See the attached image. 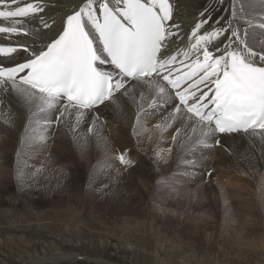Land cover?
I'll return each instance as SVG.
<instances>
[{
    "label": "snow or ice",
    "instance_id": "1",
    "mask_svg": "<svg viewBox=\"0 0 264 264\" xmlns=\"http://www.w3.org/2000/svg\"><path fill=\"white\" fill-rule=\"evenodd\" d=\"M70 3L75 7L65 12L57 29L44 19L47 13L40 0H0V34L8 39L33 37L31 43L16 46L0 41V91H13L25 101L31 111L30 126L42 121L47 127L72 116L79 125L86 112L101 105L118 108L122 99L141 88L140 100L145 101L147 93L148 108L161 100L177 101L168 122L156 126L161 131L187 119L195 124L193 132L200 131L196 143L205 146L206 138L215 133L259 130L264 136V41L257 50L249 43L247 29L229 20L227 27L202 33L208 23L205 17L191 30L190 44L173 51L181 27L173 21L174 0ZM259 8L264 13V0ZM238 11L240 19L264 34V15L256 25L255 18L245 13L243 5L237 10L233 0V19ZM33 21L42 29L26 27ZM213 41L218 42L210 49ZM104 65L113 70H105ZM143 110L141 103L138 124ZM31 140L26 134L25 143ZM118 159L126 167L132 163L124 154ZM17 180L25 182L20 169Z\"/></svg>",
    "mask_w": 264,
    "mask_h": 264
},
{
    "label": "rangeland",
    "instance_id": "2",
    "mask_svg": "<svg viewBox=\"0 0 264 264\" xmlns=\"http://www.w3.org/2000/svg\"><path fill=\"white\" fill-rule=\"evenodd\" d=\"M212 1L215 3L208 7L210 18L213 16L220 28L228 19L233 0ZM190 4L193 11L200 7L198 0H191ZM235 4L237 10L243 5L245 13L255 18L254 24L258 20L260 22L258 15L252 16L261 12L257 0H235ZM262 15L264 13L261 12ZM235 21L243 30L245 20L237 17ZM246 26L249 43L255 44L259 50V42L264 41L262 30L248 24ZM256 29L261 33L257 37L253 32L258 31ZM100 123L103 127H111L109 121ZM32 124L30 126L25 121L16 129L0 125L1 129L4 128L5 137L13 139L10 150L7 147L0 150V163L14 155L20 160L33 158L32 152L39 148L50 152L55 145L63 144L59 139L62 122L45 127L41 121L35 124L34 129ZM26 134L39 139L35 144H26ZM74 134L69 132V135ZM41 136L45 139L40 140ZM131 140L140 152L134 134ZM183 146L176 150L178 153L169 163L157 155L158 144L147 155L129 147L121 152L132 161L127 167L118 159L121 154L94 160L90 166L84 165L80 156L73 153L61 154L62 159H69L72 163L57 159L56 164L64 167L63 170L68 174L76 172L81 175L84 195L78 193L76 187L69 186L63 190L60 186L55 187L50 183L42 185L39 182L33 185L32 191L24 194L13 186L11 180L14 181V177L10 176L6 183L2 180L0 264H32L34 259L66 251H75L84 257L61 264H97L94 261L96 258L117 264H137L138 261L141 264H264V249L242 250L238 253L234 239L236 227L242 225L241 230L249 238L264 243V207L256 206L254 199V203L249 201V191L242 189L251 181V190L256 192L251 194V198L264 195V189L255 186L254 178L249 177L251 170L244 173L248 166H244L242 159H239V164L243 165L240 167L235 157L212 146L199 143ZM156 157L161 159L156 160ZM139 162H142V166L150 165L151 162L155 166L151 178L146 181L147 191L152 193L153 198L156 195L155 211L149 207V200L134 197L133 212L109 216L100 205L99 200L103 195L97 189V182H84L85 176L93 179L95 169H100V166L110 170L127 169V172ZM259 174L258 177H264V164ZM239 196L245 198L240 199ZM31 204L34 206L32 209L29 206ZM88 229L92 230L91 235Z\"/></svg>",
    "mask_w": 264,
    "mask_h": 264
},
{
    "label": "bare ground",
    "instance_id": "3",
    "mask_svg": "<svg viewBox=\"0 0 264 264\" xmlns=\"http://www.w3.org/2000/svg\"><path fill=\"white\" fill-rule=\"evenodd\" d=\"M198 1L200 2V7L197 11L195 10V12L191 9V0H174L175 12L173 21L174 23L179 24L181 27L179 30L180 38L176 40V43L174 45H172L173 51H175L177 48H185L187 44H190L192 39L191 30L199 21L205 19V17H208V23H206L201 29L202 33L204 29L211 30L219 27V24H217V20L213 19V16L211 17L212 19L210 18V12L208 10V7L215 2L212 0ZM26 2H33V0H22V3ZM78 2L79 0H76V3ZM257 2L258 4L260 3L259 0H257ZM40 3L44 6L45 13H47V15H44V13H41V15H44V19L57 29L59 28L61 17L64 16L65 12L70 11L71 8L75 7V3H70V0H40ZM201 13H203V15H201ZM254 15H258V19L261 20V12L252 14V16ZM229 20L232 21L234 26L240 28L235 19H233L231 10L226 22ZM53 21H55V24H53ZM226 22H224V24L221 25L220 28L227 27ZM259 23L260 22L258 20V23L256 24L258 25ZM246 24L247 23H245L244 25V29L247 28ZM26 27H28L29 29H42V24L33 21L28 23ZM256 30L258 31H253L255 37H257V35H261V33H259V29ZM44 31L49 30L45 29ZM32 40V36H13L11 39H8L5 34H0V41H3L6 45L11 46H16L19 43H31ZM217 42L218 41H213V43L209 45V48L211 49ZM4 63L7 64L9 63V61L7 59H4ZM103 67L108 71L113 70L110 65H104ZM141 92H143V89L135 90L133 96L125 97L124 99H122L118 108L105 107L101 105L94 111L86 112V114L81 118L79 125L76 124L75 116L63 118V120L60 121L62 122V130L59 133V139L63 142V146L55 145V147L50 152H46L39 148V150H37L36 152H32L33 158H24L23 160H20L17 159L15 155L9 158H5V160L0 163V174H2L0 175V182H2L3 180L6 183L11 178L10 176H12L14 177V181L11 180L13 186L17 187V189L19 191H22V193L24 194L32 191V188L35 187L33 185L36 182H39V184L41 183L42 185L50 183L55 187L60 186L63 190H66L69 186L76 187L77 192L81 195H84L85 190L81 175L77 174L76 172L68 174L63 170L64 167H59V164H56L57 159H62L60 157L61 154L63 155L73 153L76 156H80V160L84 162V165L90 166L94 162V160H100V158L105 156H118L119 154H121V152L125 151L129 147H134L135 150L139 152L135 144L131 140V135L134 134L139 144L140 152L147 155L151 153L154 146L158 144L157 155L161 156L165 159V162L169 163L172 161L171 158L176 156V150H178L180 146L184 145L183 147H188L189 145L196 144L197 139L200 137V131L199 129H197L195 132H193L192 128H195V124L191 121H188L187 119H185L184 121L176 120L172 122L171 127H168L164 131H161L156 127L158 124L163 126L168 122L170 114L174 113V105L177 103L176 100L169 99L166 103L161 100L158 102V106H156L155 108H148L146 107L148 102L147 93H145V101L142 102L140 100ZM141 103H143L144 105V110L139 112L140 123L138 124V106ZM0 113H3V116H0V125L4 124V126L8 125L11 128L16 129L19 126L23 125L25 121L26 123H29L31 111L29 109V106L20 96H18L13 91L5 89L4 91H0ZM97 115L99 116V119H96ZM5 118H7V122ZM51 118L54 119V117ZM93 121H95V127H93ZM100 121H103V123L109 121L111 127H103ZM37 123L38 122H34V124H32V129L35 128V124ZM69 132H75L74 136L69 135ZM177 132H179L178 136ZM4 133V128H0V150L6 147L10 150L13 144L11 140L13 139L5 137ZM174 136L176 137L175 140H173ZM36 137H32L30 144H35V142L38 141L39 137ZM216 140L219 141L218 144L216 143ZM206 143L207 145L218 149V151H224L232 157H235L236 163L238 165H240L239 159H242L245 163L244 166H248V169L244 171V173H249L251 170V174L249 177L251 179L254 178L255 186H260L264 189V177H258L259 170L264 164V136L260 134L259 130H257L256 133L249 131L247 133L239 132L237 134L231 135H218L217 133H215L214 135H209L206 138ZM145 146L147 147L145 148ZM169 149L171 150L170 152L167 151ZM159 159L161 158L156 157V160ZM62 160L71 162L69 159ZM141 166L142 162H139L127 172V169L125 171L116 170L115 168H113V170H110L105 166H100V169H95V171L93 170L94 172H96L93 179L92 177H88L87 175L85 176L86 178L84 182L89 181L92 184L97 182V189L100 190L103 195L99 200L100 205L101 207H103V209H105L106 214H108L109 216H114V214L123 215L125 212H133L134 207L132 204L134 197H138L142 200L146 199V201L149 200L147 202L150 205L149 207H151V209L155 211L156 195L154 194L155 196L153 198L151 195L152 193L150 194V192L147 191L146 187V181L151 178L152 171L155 166L152 162L150 165L142 167ZM242 166L243 165H240V167ZM18 169L22 170L24 173L25 182L23 184H21L17 180ZM249 182H247L248 184L244 186L242 184V189L245 192L249 191L250 193V197L247 199L252 203H254V199L257 202V205H255L259 206V208L264 207V195L260 196L259 198L254 195V197L251 198V194L253 195L255 190L254 192L253 190H251L253 189V185H251ZM1 187L2 186L0 185V188ZM239 198L243 199L245 197L239 196ZM29 206L31 209L34 207L32 204ZM243 210L244 209H242V211ZM255 210L256 208L253 209V211ZM228 218H230V216ZM246 218L247 216L244 219ZM241 227L243 226H237L234 231V239L236 247L238 248L237 252L240 253L242 250L251 251V249L256 248L263 250L264 243L259 240L249 238L248 235L243 233ZM91 231L92 230L88 229L89 234ZM82 257L84 256L78 252L66 251L42 256L40 258L32 260L31 263L61 264L70 261H78L81 260ZM94 261L97 264H117L112 263L111 261H106L104 259L99 260L97 258ZM137 264L141 263L138 261ZM143 264L147 263L144 262Z\"/></svg>",
    "mask_w": 264,
    "mask_h": 264
}]
</instances>
